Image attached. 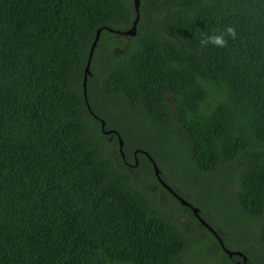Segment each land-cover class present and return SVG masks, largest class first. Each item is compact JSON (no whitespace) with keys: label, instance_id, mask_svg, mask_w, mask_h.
<instances>
[{"label":"trees","instance_id":"16d2710c","mask_svg":"<svg viewBox=\"0 0 264 264\" xmlns=\"http://www.w3.org/2000/svg\"><path fill=\"white\" fill-rule=\"evenodd\" d=\"M140 14L122 45L109 30L133 26L134 0H0V264H210L183 259L188 238L139 171L211 236L198 241L211 264H237L144 153L128 170L136 150L155 161L170 143L193 179L230 182V207L264 242V0H141ZM228 26L227 47L201 46Z\"/></svg>","mask_w":264,"mask_h":264},{"label":"rangeland","instance_id":"374dc122","mask_svg":"<svg viewBox=\"0 0 264 264\" xmlns=\"http://www.w3.org/2000/svg\"><path fill=\"white\" fill-rule=\"evenodd\" d=\"M124 38H126V42H129V38L122 37L119 39L115 38L116 43L119 42L122 45H125L126 43ZM99 55V66H103L107 60L106 50L104 49L101 51ZM114 112L117 113L119 111L115 108ZM134 125L132 127L134 128L135 133L140 135V129L134 127ZM110 145L114 148L113 144ZM173 146L174 145L172 143L169 144V155L162 153L156 147V151L160 152V157H157L155 161L162 170L166 180L172 182V185L177 188L178 192L181 195L186 196L189 202L192 205H196L197 208H199L209 219V221L216 226L220 236L225 239V245L229 250L239 251L248 248V250L252 253V255L250 254L252 262L254 264H264V242H260L261 240L257 237L250 236L243 223L247 217L240 211H234L227 201L229 196L227 189H230V182L226 185L227 189L226 193H224L225 189L223 183H220L219 186L214 182H209L211 179L214 180L215 175L213 174L210 176H204L203 173H196L199 180L193 179L187 166L184 163L181 164V160L179 159L177 153L171 152L173 150ZM166 157H169L170 159L166 160ZM132 164H134V162ZM128 170L130 172H134L136 168L129 167ZM134 178L135 181L155 199L159 207L167 213L170 212L176 214L177 223L183 229V232L189 241L188 248L185 252V256H183V259L191 261L192 259L201 260L202 258L204 259L208 257L210 258V264L215 263L217 261L216 257L212 256L207 250L209 243H198V241H203L204 238H206L209 242H212V238L208 233L204 232L200 228H197L199 226L197 225L196 220L189 216V214L179 211L178 208H174L172 200L167 195L159 193V188H157L156 185L153 183H143L141 171H139ZM211 192L214 193L215 197H213ZM221 194H223L222 198ZM197 229H200L203 232L202 236H200ZM192 236L194 238H192ZM220 261L221 260H218V262Z\"/></svg>","mask_w":264,"mask_h":264},{"label":"water","instance_id":"95a60500","mask_svg":"<svg viewBox=\"0 0 264 264\" xmlns=\"http://www.w3.org/2000/svg\"><path fill=\"white\" fill-rule=\"evenodd\" d=\"M134 6H135V10H136V18L135 21L133 23V26L128 29L127 31H120V30H109L112 33L121 35V36H125V37H135L137 35V29H138V25L140 22V18H141V14H140V6H141V0H134ZM102 29H99L97 31L96 34V38L92 44L91 50H90V55H89V60H88V64L85 70V74H84V82H83V87H84V96L87 100V86H88V78L91 75V64H92V60L95 54V49L98 46V42L100 40L101 34H102ZM88 104V103H87ZM88 107L90 108V106L88 105ZM103 132L107 135H109L110 133H112L113 131H106L105 127H104V123H103ZM118 139H119V145H120V152L123 156V158H125L124 152H123V147H124V141L121 137V135L116 132ZM138 152H142L144 153V155H146L151 162H153L154 164V172L155 175L158 178L159 183L165 188L167 189L174 197H176L178 200L181 201V203L187 207H190V209L192 210V212L194 213L196 219L204 226L206 227L219 241L221 248L223 249V251L225 253H227V255L230 258H233L234 256L240 257L242 258V263L244 264H249V260L248 257L243 253V252H239V251H231L229 250L225 243L223 242V239L221 238V236L219 235V233L212 227L210 226L204 219L203 217L200 215V209L197 207H194L190 202L186 201L185 199H183L168 183H166L164 181V179L161 177V170L160 168L157 166V164L155 163L153 157H151L149 155L148 152L145 151H138ZM138 152H136L135 154H137ZM139 164L138 159H136V163L134 165V167H137Z\"/></svg>","mask_w":264,"mask_h":264},{"label":"clouds","instance_id":"9594fccd","mask_svg":"<svg viewBox=\"0 0 264 264\" xmlns=\"http://www.w3.org/2000/svg\"><path fill=\"white\" fill-rule=\"evenodd\" d=\"M225 35L235 39L236 30L232 26H228L225 29L223 34H214L211 36H207L206 38H202L200 40V44L202 47H207L209 44L217 47H227V40L225 39Z\"/></svg>","mask_w":264,"mask_h":264},{"label":"flooded vegetation","instance_id":"af4514ba","mask_svg":"<svg viewBox=\"0 0 264 264\" xmlns=\"http://www.w3.org/2000/svg\"><path fill=\"white\" fill-rule=\"evenodd\" d=\"M138 151H140V150H136L135 152H134V161H136V159H138V162H139V158H138V155L140 154V152H138ZM136 152H138L137 154H135ZM128 166L129 167H134V164H130V163H128ZM168 193H170L169 191H168ZM171 194V193H170ZM172 195V194H171ZM237 257V256H236ZM238 258H240V257H238ZM236 263L237 264H242V258H240V260L239 261H236Z\"/></svg>","mask_w":264,"mask_h":264}]
</instances>
